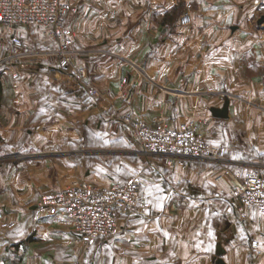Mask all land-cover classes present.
I'll return each instance as SVG.
<instances>
[{"label":"crops","instance_id":"crops-1","mask_svg":"<svg viewBox=\"0 0 264 264\" xmlns=\"http://www.w3.org/2000/svg\"><path fill=\"white\" fill-rule=\"evenodd\" d=\"M146 1L149 8L140 5ZM176 1L129 0L128 6V3L123 5L125 11L118 14L112 12L107 1L102 5L99 1L80 0L78 12L65 17V23L73 31V46L80 49L70 63L61 65L60 56L44 54L38 62L20 58L6 64L0 75L1 139L11 145L20 143L24 149L39 146L50 150L58 143L68 154H75L97 148L85 142L84 137L95 140L109 137L106 130L97 128L99 113L106 109L150 124L162 122L172 127L183 121L175 106L178 101L193 102L198 95L188 94L180 100L170 93L195 88L196 81H180L179 74L210 72L211 61L210 45L203 44L197 71L194 63L180 62L178 42L184 35L178 32V21L172 22L173 31L163 34L158 26H165L167 22L148 15L153 8L166 11ZM197 1L204 5L210 0ZM257 1L234 0L231 34L223 38L221 34L219 39L220 71H227L229 64L235 72L244 73L249 63L246 61L244 65L243 59L250 56L249 66L253 64L252 67L262 69L263 73L264 27H253ZM195 20L193 17L192 21ZM115 21L120 22L116 28ZM196 21L205 23L204 18ZM152 25L154 29L149 27ZM13 32L21 37L22 44L19 48L11 47L10 33L4 31L0 37V58L14 51L57 48V43L46 39L39 28L18 26ZM199 37L210 41L208 33ZM152 41L158 42L153 48L154 59L144 68L147 75H154L145 80L131 63L149 56ZM228 57L235 59L228 61ZM79 71L83 76L76 80L75 73ZM263 76L251 78V96L257 97L259 107L264 105ZM87 86L95 88L97 95L89 94ZM254 115L252 112V122L264 121L258 112L256 118ZM261 127L257 124L252 131L264 136L263 123ZM111 137L126 140V149L130 152L141 151L135 135L133 143L129 141L130 136L118 131ZM145 165L140 170V178L150 208L142 213L120 214L118 232L108 238H98L92 245L90 264H215L218 259L224 264H264V223L253 207L243 216L238 215V199L230 194L238 184L236 177L231 173L227 178L219 176L220 164L198 160L183 167L166 158ZM70 170L62 176L61 186L50 191L83 179L101 185L112 183L109 175L100 177L92 172L85 177L82 172ZM130 177H117L115 182L124 183ZM5 217L13 223L0 227V264H77L80 261L81 246L74 242V233L66 220L35 218L30 213L29 225L24 231L29 235L26 239L15 236L16 228L24 221L21 211L6 212Z\"/></svg>","mask_w":264,"mask_h":264},{"label":"rangeland","instance_id":"rangeland-1","mask_svg":"<svg viewBox=\"0 0 264 264\" xmlns=\"http://www.w3.org/2000/svg\"><path fill=\"white\" fill-rule=\"evenodd\" d=\"M79 1L71 0L77 8H79ZM90 1H99L102 5H105L107 1L109 5L107 6H111L112 12L122 14L121 11H125L123 5L127 4L129 0ZM208 2L205 1L203 5L202 2L197 0L190 2L177 0L168 10L162 12L153 8L148 15L154 18H162L167 22L165 26H158L162 28L163 34L173 31L175 26L172 25V22L174 20L178 21V32L184 35L178 42L180 45L178 59L180 58L182 63L186 61L187 63L190 62V64L194 63V71L198 70V66L202 61V45H210V72L205 74L198 72L180 73L178 76L180 81L193 80L196 81L197 85L195 88L180 89L177 93L172 90L170 94L179 99L185 98L184 96H188V94L198 95L193 102L178 101L174 110L178 108L179 118L184 119L183 121L194 120L200 123L205 141L209 145L221 149V156L226 162L198 161L220 164L222 168L217 171V174L227 178L229 173L233 175L232 169L236 167L264 168V136H259L256 131H252V128H257V124L259 128H262V123L264 124V121L261 122V120L252 122V112H254L255 118L257 112L259 116H264V105L257 106V97L251 96V78L262 77L264 70L262 73V69L256 66L252 67L253 64L249 66L252 60L250 56L243 59L244 65L247 62L249 63L246 65L244 73L235 72L232 65L229 64L226 67L227 71L219 70V39L221 34V38L231 34L230 25L234 24L235 20L233 16L235 11L234 0H210ZM148 3L146 1L140 5L142 7L147 5L149 8ZM129 4L130 2L127 6ZM138 5L139 3L136 7ZM263 5L264 0H259L255 3L253 16L256 20L253 25L254 28L264 27V22L258 23V18L264 13ZM93 6L97 7V5ZM93 11L95 10L93 9ZM136 15H139V13ZM193 17L196 20L204 18L205 23L202 24L196 20L192 21ZM119 23L118 21L114 22L115 28L119 26ZM149 27L155 28L153 25ZM204 32L210 35V41L201 40L199 36H202ZM190 34L195 35L192 36ZM156 43L158 42L152 41L149 44L148 50L150 52L147 58H138L136 64L131 63L133 69H138L142 79L150 80V77L154 75L153 73H148L150 76L147 75L144 67L145 65L147 67V64L153 61V48ZM102 48L105 47L102 46ZM106 48L111 49L113 46ZM207 48L206 50H208ZM118 49H121V47ZM192 57L193 60L191 61ZM234 59V57H228V61ZM5 66L6 63L0 65V75H3ZM224 103H227L226 116H214L213 110L220 109ZM133 120L128 119L123 113L112 112L108 109L103 113L100 112L97 128L106 130L110 135H108V138L104 137V139L98 140H95L94 137H84L85 142L97 146L92 152L68 154V151L58 143L56 147L50 149L51 151L39 146L24 149L20 143L11 145L0 137V227H7L13 223L6 219V212L20 210L24 221L16 228L15 236L27 239L29 235L26 236L24 231L27 230L29 225L27 217L31 213V211L29 213V210L32 204L37 201L42 192L61 186L62 176L70 170L68 167H72L73 172H82V176L85 177L92 172H97L100 177L109 175L112 179L110 182H115L117 177L123 176H136L141 180L140 170L146 167V162H155L165 157L149 156L140 150L130 152L126 149V140L121 137L112 139L113 137L111 136L118 131L123 135L127 134V136H130L129 141L131 142L132 140L133 143V140H136L134 139L136 134L132 125ZM84 130H86L85 127ZM62 160L70 161L62 164ZM167 161L171 162L168 159ZM194 161L197 160H187L184 162V166L188 162ZM95 162H98L97 167ZM172 162H178L182 166L177 160H172ZM64 184L66 185V183ZM64 184L63 186H65ZM31 215L33 214L31 213ZM89 256L88 259L90 260Z\"/></svg>","mask_w":264,"mask_h":264},{"label":"built area","instance_id":"built-area-1","mask_svg":"<svg viewBox=\"0 0 264 264\" xmlns=\"http://www.w3.org/2000/svg\"><path fill=\"white\" fill-rule=\"evenodd\" d=\"M77 10L71 0H0V37L4 31L9 32L11 47L19 48L22 44L21 37L13 32L18 26L39 28L46 39L57 43L54 50L9 52L0 58V65L20 58L38 62L44 54L60 56L61 65L70 63L80 49L73 46V31L65 23V17ZM82 74L81 71L76 72L75 79H80ZM87 91L97 95L92 86H87ZM132 125L141 152L146 155L177 160L182 166L187 160L226 162L221 149L205 141L201 124L194 120L168 127L162 122L150 124L134 119ZM232 172L238 184L230 194L238 199V214L243 216L248 208L253 207L264 223V168L244 166L236 167ZM149 208L142 181L132 176L124 183L112 182L107 186L83 179L72 181L58 190L44 191L31 213L35 218L66 220L74 233V242L82 249L77 264H89L88 256L96 239L108 238L118 232L120 214L142 213ZM252 246L256 249L255 241Z\"/></svg>","mask_w":264,"mask_h":264},{"label":"water","instance_id":"water-1","mask_svg":"<svg viewBox=\"0 0 264 264\" xmlns=\"http://www.w3.org/2000/svg\"><path fill=\"white\" fill-rule=\"evenodd\" d=\"M264 22V13L258 18V23ZM227 114V103H224L220 109L213 110V115L218 117H225ZM215 264H224L221 259H218Z\"/></svg>","mask_w":264,"mask_h":264},{"label":"trees","instance_id":"trees-1","mask_svg":"<svg viewBox=\"0 0 264 264\" xmlns=\"http://www.w3.org/2000/svg\"><path fill=\"white\" fill-rule=\"evenodd\" d=\"M0 97H1V84H0Z\"/></svg>","mask_w":264,"mask_h":264}]
</instances>
